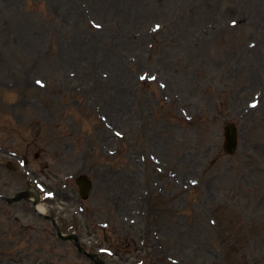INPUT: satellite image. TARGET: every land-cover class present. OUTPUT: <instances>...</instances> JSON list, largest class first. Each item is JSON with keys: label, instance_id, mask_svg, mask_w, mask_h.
Returning <instances> with one entry per match:
<instances>
[{"label": "rangeland", "instance_id": "rangeland-1", "mask_svg": "<svg viewBox=\"0 0 264 264\" xmlns=\"http://www.w3.org/2000/svg\"><path fill=\"white\" fill-rule=\"evenodd\" d=\"M28 182L106 264H264V0H0V195ZM0 264L94 263L0 200Z\"/></svg>", "mask_w": 264, "mask_h": 264}, {"label": "water", "instance_id": "water-1", "mask_svg": "<svg viewBox=\"0 0 264 264\" xmlns=\"http://www.w3.org/2000/svg\"><path fill=\"white\" fill-rule=\"evenodd\" d=\"M228 145H229V149L231 152H233L234 148H235V132H234V129L230 132L229 130V133H228ZM79 184L81 185L82 187V193L84 194V196L86 197L87 196V192L90 188V184H88L86 182V179L84 180V178H80L78 180ZM22 197H25L26 199L28 198V195H26L25 193L24 194H20V195H17L15 198L13 199H6L8 202H16V201H19L22 199Z\"/></svg>", "mask_w": 264, "mask_h": 264}, {"label": "bare ground", "instance_id": "bare-ground-1", "mask_svg": "<svg viewBox=\"0 0 264 264\" xmlns=\"http://www.w3.org/2000/svg\"><path fill=\"white\" fill-rule=\"evenodd\" d=\"M35 194H37V192L34 190ZM34 197L37 196V195H33ZM38 197V196H37ZM34 200L33 197L31 199V201ZM39 200L40 202L37 203L36 205V209L40 212V213H46L47 211V208H46V205L44 204V202L40 199L39 197Z\"/></svg>", "mask_w": 264, "mask_h": 264}]
</instances>
